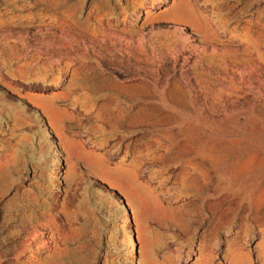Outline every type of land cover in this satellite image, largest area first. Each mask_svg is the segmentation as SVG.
Listing matches in <instances>:
<instances>
[{"label": "rangeland", "instance_id": "374dc122", "mask_svg": "<svg viewBox=\"0 0 264 264\" xmlns=\"http://www.w3.org/2000/svg\"><path fill=\"white\" fill-rule=\"evenodd\" d=\"M0 264H264V0H0Z\"/></svg>", "mask_w": 264, "mask_h": 264}]
</instances>
